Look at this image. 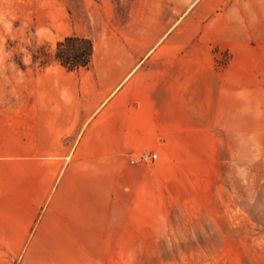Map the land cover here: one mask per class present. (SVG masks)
Masks as SVG:
<instances>
[{
  "label": "crops",
  "instance_id": "1",
  "mask_svg": "<svg viewBox=\"0 0 264 264\" xmlns=\"http://www.w3.org/2000/svg\"><path fill=\"white\" fill-rule=\"evenodd\" d=\"M80 3L49 32L90 40L89 66L53 70L56 98H7L0 264L104 262L121 244L123 183L138 177L131 160L185 165L197 150V72L234 38L226 24H264V0Z\"/></svg>",
  "mask_w": 264,
  "mask_h": 264
},
{
  "label": "rangeland",
  "instance_id": "2",
  "mask_svg": "<svg viewBox=\"0 0 264 264\" xmlns=\"http://www.w3.org/2000/svg\"><path fill=\"white\" fill-rule=\"evenodd\" d=\"M81 10L80 0H0V127L7 98H56V53L87 45L57 49L50 23ZM227 26L234 38L197 72V150L185 165L131 163L138 177L123 183L121 244L89 264H264V24Z\"/></svg>",
  "mask_w": 264,
  "mask_h": 264
},
{
  "label": "trees",
  "instance_id": "3",
  "mask_svg": "<svg viewBox=\"0 0 264 264\" xmlns=\"http://www.w3.org/2000/svg\"><path fill=\"white\" fill-rule=\"evenodd\" d=\"M75 43H84L87 45L83 54L74 52L66 54L65 58L62 59L61 56H58L56 53V58L60 59V65L67 71H72L79 68H87L90 63V58L92 54V42L88 39L79 38V37H65L62 41H58L56 44L57 49L65 45H73ZM72 52V51H71Z\"/></svg>",
  "mask_w": 264,
  "mask_h": 264
},
{
  "label": "built area",
  "instance_id": "4",
  "mask_svg": "<svg viewBox=\"0 0 264 264\" xmlns=\"http://www.w3.org/2000/svg\"><path fill=\"white\" fill-rule=\"evenodd\" d=\"M156 159V155H143V156H140L138 159H133V160H131V163L132 164H135V163H137V162H141V163H143V162H148V161H153V160H155Z\"/></svg>",
  "mask_w": 264,
  "mask_h": 264
}]
</instances>
